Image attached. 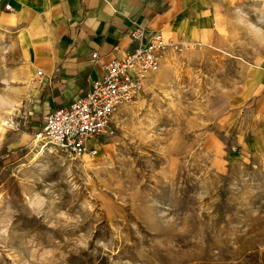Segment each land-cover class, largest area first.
Here are the masks:
<instances>
[{"label":"rangeland","instance_id":"374dc122","mask_svg":"<svg viewBox=\"0 0 264 264\" xmlns=\"http://www.w3.org/2000/svg\"><path fill=\"white\" fill-rule=\"evenodd\" d=\"M225 18L223 50L169 54L94 157L37 140L25 62L0 37V264H264V123L246 86L264 0Z\"/></svg>","mask_w":264,"mask_h":264},{"label":"crops","instance_id":"0c3cea01","mask_svg":"<svg viewBox=\"0 0 264 264\" xmlns=\"http://www.w3.org/2000/svg\"><path fill=\"white\" fill-rule=\"evenodd\" d=\"M235 1L0 0V37L25 62L15 70L20 100L43 122L51 110L89 93L110 60L141 43L131 38L134 29L161 33L166 43L189 46L185 52L215 56L227 44L225 17ZM171 53H163L161 66ZM251 72L248 99L257 102V120L264 123V64Z\"/></svg>","mask_w":264,"mask_h":264},{"label":"built area","instance_id":"2783aa9c","mask_svg":"<svg viewBox=\"0 0 264 264\" xmlns=\"http://www.w3.org/2000/svg\"><path fill=\"white\" fill-rule=\"evenodd\" d=\"M131 38L141 43L122 58L110 60L89 93L45 116L35 135L39 142L73 157L96 156L118 136L121 108L141 98L148 78L160 70L163 53L169 49L184 53L189 48L172 40L166 43L161 33L148 36L141 28L134 29Z\"/></svg>","mask_w":264,"mask_h":264}]
</instances>
